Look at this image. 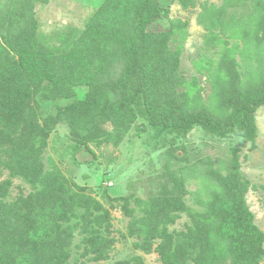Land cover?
I'll return each instance as SVG.
<instances>
[{
    "label": "trees",
    "instance_id": "obj_1",
    "mask_svg": "<svg viewBox=\"0 0 264 264\" xmlns=\"http://www.w3.org/2000/svg\"><path fill=\"white\" fill-rule=\"evenodd\" d=\"M48 2L0 0V178L8 173L0 180V264H96L113 246L109 210L46 156L58 124L68 128L67 149L76 165H90L95 148L118 147L133 128L136 136L150 131L149 141L168 145L167 155L181 164L178 171L167 165L156 191L133 196V207L125 196L102 193L111 202L124 200L131 215L127 233L140 241L135 247L155 251L162 264H259L264 231L246 203L249 182L238 148L222 174L210 158L189 161L184 145L175 143L193 128L255 141L254 114L264 105V0L202 6V53L213 48L198 67L210 85L206 99L197 77L181 71L180 45L170 48L177 30L183 41L186 24L173 20L163 27L167 9L158 0H100L81 28L56 34L42 31L35 17V5ZM177 2L195 6V0ZM14 178L30 191L12 198ZM190 178L200 180L196 197H207L201 212L184 203ZM181 212L191 225L170 231ZM75 232L82 251L70 262Z\"/></svg>",
    "mask_w": 264,
    "mask_h": 264
},
{
    "label": "rangeland",
    "instance_id": "obj_2",
    "mask_svg": "<svg viewBox=\"0 0 264 264\" xmlns=\"http://www.w3.org/2000/svg\"><path fill=\"white\" fill-rule=\"evenodd\" d=\"M158 1L162 3L164 13L167 9V19H164L163 27H169L174 23L170 22L173 20L176 24H186V35L183 41L179 42L180 30H177L172 35V39L174 37L176 39L170 43V48L174 49L175 46L180 45L181 71L188 78L192 75L197 77L199 85L203 87V98L206 99L210 85L208 79L205 78L206 70L202 68L199 71L198 67L202 65V57L210 55L213 48L202 53L206 30L200 23L199 15L203 5L219 6L222 0H195V6L188 8H183L177 2L178 0L174 2ZM99 3L100 0H49L46 4L37 3L35 5V17L38 19L42 31L46 33L56 34L58 30H65L69 26L78 30L82 27L83 20ZM250 64L253 65L255 62L250 60ZM254 118L257 127V136L254 142L233 137L232 139H220L205 134L199 128H193L187 137L179 138L175 145H184L189 161L210 158L214 168H218L222 174H225L224 165L231 157L232 148L237 147L241 173L249 182L245 192L246 203L254 214L255 224L264 231V105L256 110ZM133 130L118 147L112 144L102 145L100 148L93 147L96 150L97 158H92L90 154L87 159H92L90 165L83 162L76 165L69 156L67 149L69 144H66L69 143L68 128L65 124H58L49 139L46 156H50L59 165L58 167L64 175L76 184L86 187L89 195L109 210L111 223L109 236L113 239V246L108 251L107 259L98 260L95 262L96 264H112L135 255L142 256L144 264H162L160 256L155 251L146 253L138 246H134L140 241L136 236H129L127 233L131 215L124 212V200L111 202L106 197H102L103 192H106L110 197L125 196L128 200V207H133V196L147 198L156 191V183L161 182L160 177L165 174L167 165H169V170L173 171H178L181 165L170 159L165 152L168 145L165 147L154 146L156 141H149L150 131L144 132L142 136H136ZM147 141L151 144H148ZM78 158L84 159L80 155ZM7 176V170H4L0 180ZM199 184V179L190 178L186 186L189 193L184 195V203L196 212L203 211L207 204L205 193L201 198H197L195 195ZM20 191L27 194L30 187L20 179L14 178L10 188L11 197H15ZM140 215L139 211L133 212L135 218ZM188 225H191L190 216L186 212H181L175 221L168 225V228L170 231L184 232ZM76 233L71 248L70 262L73 261V257L78 255V252L82 251V247H76V243L81 237ZM87 257L90 259L91 255L88 254L82 259H87ZM91 263L94 262L91 261ZM259 264H264V258Z\"/></svg>",
    "mask_w": 264,
    "mask_h": 264
}]
</instances>
